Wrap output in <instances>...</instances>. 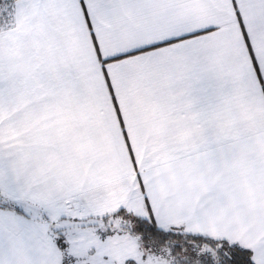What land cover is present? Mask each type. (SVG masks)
Masks as SVG:
<instances>
[{"label": "snow or ice", "instance_id": "6c2138e0", "mask_svg": "<svg viewBox=\"0 0 264 264\" xmlns=\"http://www.w3.org/2000/svg\"><path fill=\"white\" fill-rule=\"evenodd\" d=\"M116 24L127 39L108 51ZM153 68L178 116L141 162L114 73ZM90 97L114 163L70 179L41 141ZM257 97L264 0H0V264H264V143L220 124Z\"/></svg>", "mask_w": 264, "mask_h": 264}, {"label": "crops", "instance_id": "0c3cea01", "mask_svg": "<svg viewBox=\"0 0 264 264\" xmlns=\"http://www.w3.org/2000/svg\"><path fill=\"white\" fill-rule=\"evenodd\" d=\"M211 7H219L212 5ZM106 50L127 39L124 25L116 24L102 33ZM225 55L233 50L227 42L222 46ZM81 68L86 55L81 48L69 53ZM120 88V99L134 145L141 162L154 161L175 135L177 108L169 114L165 89L160 87L164 72L150 69L146 73L133 74L117 69L114 73ZM161 105L165 111H153L154 105ZM264 104L260 98H247L233 103L231 112H225L220 121L224 131H239L247 134L253 143H264ZM51 136L41 141L47 148L50 159L47 163L67 178H87L98 166L111 167L112 138L106 114L94 97L80 106L65 107L62 115H53ZM58 129L59 131H55Z\"/></svg>", "mask_w": 264, "mask_h": 264}]
</instances>
